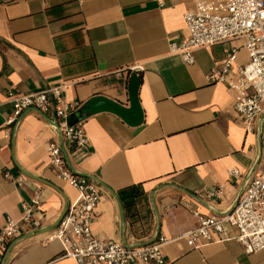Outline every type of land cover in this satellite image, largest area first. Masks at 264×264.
I'll use <instances>...</instances> for the list:
<instances>
[{"label": "crops", "instance_id": "crops-1", "mask_svg": "<svg viewBox=\"0 0 264 264\" xmlns=\"http://www.w3.org/2000/svg\"><path fill=\"white\" fill-rule=\"evenodd\" d=\"M0 0V228L6 216L18 220L34 196L33 217L41 226L22 228L0 264H76L60 257L52 231L77 190L56 177L46 145L56 143L66 166L95 181L101 196L93 233L124 246L144 245L157 236L165 264H264V249L245 253L235 240L189 248L181 234L192 229L189 210L223 214L264 172L261 137L264 114L247 131L233 108L227 83H209L232 49V70L248 61L241 38L200 47L186 64L170 51L188 37L184 14L193 0ZM136 70L143 122L127 125L109 112L84 114L96 95L129 105L128 82ZM61 88L70 124L82 122L86 152L68 144L50 111L28 110L6 136L9 90L21 93ZM237 168L240 176L230 177ZM9 174L10 178H6ZM219 185L221 200L196 196ZM127 189L124 199L119 190Z\"/></svg>", "mask_w": 264, "mask_h": 264}, {"label": "built area", "instance_id": "built-area-1", "mask_svg": "<svg viewBox=\"0 0 264 264\" xmlns=\"http://www.w3.org/2000/svg\"><path fill=\"white\" fill-rule=\"evenodd\" d=\"M162 6V0H155ZM194 8L183 18L188 37L179 42H171L170 51L180 56L186 64L194 62V51L200 47L224 43L241 38L248 61L232 70L237 50L232 49L223 65L206 75L209 83L224 82L234 92L233 108L243 120L247 131L252 130L257 118L264 114V0H193ZM136 71V70H134ZM7 102L11 103V113L3 120L6 136L18 124L28 110L39 114L52 112L58 121L57 130L70 145L86 152L88 138L81 121L70 124L69 112L74 104L62 103L61 88H45L37 92L21 93L9 90ZM49 165L56 177L77 190L76 200L60 218L56 227L45 233L42 243L58 240L62 250L60 257L71 258L76 264H165L162 248L169 241L157 236L144 245L124 246L113 239L96 236L92 222L101 196L99 185L82 174L72 172L65 163L61 148L54 142L46 145ZM261 160L264 163V134L261 137ZM230 177L240 176L237 168L228 170ZM10 178L9 174H5ZM206 199L221 200L224 186L204 193L195 191ZM40 201L34 196L23 207L18 220L6 216L0 228V260L10 242L22 228L35 230L41 226L40 220L33 217L39 210ZM195 220L192 229L181 234L189 248L200 247L227 240H235L245 253L264 249V172L248 182L242 195L223 214L204 215L195 209L189 210Z\"/></svg>", "mask_w": 264, "mask_h": 264}, {"label": "water", "instance_id": "water-1", "mask_svg": "<svg viewBox=\"0 0 264 264\" xmlns=\"http://www.w3.org/2000/svg\"><path fill=\"white\" fill-rule=\"evenodd\" d=\"M140 82L141 80L136 71H133L129 76L128 82V106H124L120 102L105 96L96 95L90 98L81 112L84 114L109 112L118 116L129 126L140 125L143 122V111L138 98Z\"/></svg>", "mask_w": 264, "mask_h": 264}, {"label": "trees", "instance_id": "trees-1", "mask_svg": "<svg viewBox=\"0 0 264 264\" xmlns=\"http://www.w3.org/2000/svg\"><path fill=\"white\" fill-rule=\"evenodd\" d=\"M127 191V189H122V190H119V195H120V197L122 198V199H124V194H125V192Z\"/></svg>", "mask_w": 264, "mask_h": 264}]
</instances>
